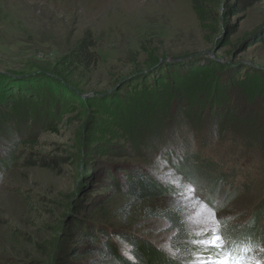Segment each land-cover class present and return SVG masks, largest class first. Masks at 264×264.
<instances>
[{
  "label": "rangeland",
  "instance_id": "rangeland-1",
  "mask_svg": "<svg viewBox=\"0 0 264 264\" xmlns=\"http://www.w3.org/2000/svg\"><path fill=\"white\" fill-rule=\"evenodd\" d=\"M230 6L241 9L234 14ZM201 12H209L210 19L201 20ZM86 34L96 42L98 63L82 75L66 72L64 60ZM183 84L189 93L213 86L219 101H232L237 92L255 93V98L242 103L244 110L235 107L230 119L221 107L216 116L209 99L207 107L206 102H190L186 109L177 104L163 111L174 93L185 94ZM10 95L20 98V109L28 106L22 98L38 100L42 116L49 115L53 124L39 126L37 110L28 119L34 137L17 144V164L0 175V264L76 260L81 243L74 221L88 222L91 206L104 198L117 229L141 232L168 250V223L150 212L180 211L194 233L203 227L201 221L211 227L210 213H215L229 234L248 228L255 232L254 254L264 256V175L240 187L236 199L221 209L196 192L191 203H181L174 192L190 183L182 181L165 155L159 152L153 161L132 138L151 127L172 130L175 123H189L191 130L217 126V119L218 126L262 120L264 0H0V106ZM229 151L218 146L215 153L216 159L225 156L229 170L243 162L258 169L257 163ZM34 158L58 166L25 165ZM130 167L154 171L168 194L141 202L108 193L104 179ZM238 178L237 187L245 182ZM81 260L93 263L95 258Z\"/></svg>",
  "mask_w": 264,
  "mask_h": 264
},
{
  "label": "trees",
  "instance_id": "trees-1",
  "mask_svg": "<svg viewBox=\"0 0 264 264\" xmlns=\"http://www.w3.org/2000/svg\"><path fill=\"white\" fill-rule=\"evenodd\" d=\"M230 7L234 9V14L241 9L237 6ZM208 13L201 12L199 18L203 21L210 19ZM211 18L216 19L215 16H211ZM95 47L96 42L89 34H86L64 60L68 63L65 71L69 72L71 70L82 75L86 71L93 70L99 61ZM212 63L214 65L215 62ZM66 72L63 74L65 75ZM216 84L219 87V83L216 82ZM183 85L185 94L174 93L175 97L167 102L163 111L178 106L177 104L186 109L190 102L205 105L206 100L209 99L211 104L208 103V108L217 111L216 116H219V107H221L224 111L223 115L230 119L236 115L235 107L237 108L240 105V109L244 110L245 106L242 103L247 98L251 100L255 98V93L244 94L239 92L238 95L236 91L237 93L233 95L234 99L232 101L227 98L219 101L215 99V97L219 98V93L217 90L213 92V86L211 89L208 88L207 92H204L202 87L189 93L188 89L190 87L186 84ZM197 92L200 94L197 95ZM10 96L11 98H6L7 105L5 107L0 106V146L3 145V149L0 148V175L17 164V144L25 141L30 142L29 140L34 137L28 119H33L37 110L41 112V116L44 112L43 106L38 108V100L22 98L21 95L28 106L25 109H20V106H18L20 98L16 99L14 96ZM17 100L18 102H16ZM229 101L232 105L228 103ZM7 107V111L2 110V108ZM230 108L233 110L228 112ZM247 114H250V112L243 116L245 117ZM217 121L219 122V119ZM218 122L216 123L217 126L215 124L205 127L204 125L194 126L195 130L191 129L192 131L189 130L191 126L189 123L185 126H182V123L179 125L175 123L174 128L171 127L172 130L167 126L164 128L163 126L159 128L151 127L146 135L136 132L132 138L135 147L140 152L148 153L149 157L154 158L159 152L165 155L164 158L167 159V162L172 167L174 166L183 177L182 181L186 184L189 182L190 187L195 190L196 194L205 202L211 204L213 208L221 209L225 207L226 203L236 199L240 193V187L247 184L254 185L259 177L264 175V166L260 165L259 169V163H262V161L264 163V115L258 123L254 121L249 123L248 126L234 124L218 126ZM52 124L48 115L45 118L42 116L39 126H51ZM180 126L184 128L180 129ZM179 138H181L180 141ZM218 146L219 148L230 149L228 155L234 153L238 159L251 160L252 164L257 163L258 169L254 166L248 167L246 162H243L241 168L234 166L232 171L229 170L228 160H225V156H221L220 159L215 158ZM254 153L257 155L253 157ZM153 161H156V159L154 158ZM25 165L28 167L45 165L55 169L54 167H57L58 163H44L34 158L28 159ZM110 175V180L105 181L104 179L103 181L107 182L105 187L108 188V193L125 194L129 198L141 202L162 198L168 194V188L155 176L154 171L146 172L144 169L134 170L130 167L121 170L118 174L113 173ZM240 175L244 177L245 182H239V187H237L236 182L240 179L238 178ZM223 193L226 195L227 200L224 199L223 202H219L218 198ZM109 202L107 198H104L100 203L91 206V215L87 218L89 219L88 222L75 219L73 227L75 233L79 236L81 245H79L78 251L73 256L76 260L65 259L63 264H186L192 260L193 257L188 250L196 251L195 246L190 242L195 240L196 236L193 235L192 228H190L189 223L180 211L165 209L162 212H150L152 216L162 218L168 223V229L171 231L169 245L172 251H170L157 240L141 232L132 233L131 231L128 233L120 228L117 229L113 213L106 208ZM235 232H231L230 235H236L234 237L238 242L254 244L255 236H253V233L255 232H251V229L248 228L241 233ZM88 240L90 242H87ZM87 256L95 258L93 263L81 260Z\"/></svg>",
  "mask_w": 264,
  "mask_h": 264
},
{
  "label": "snow or ice",
  "instance_id": "snow-or-ice-1",
  "mask_svg": "<svg viewBox=\"0 0 264 264\" xmlns=\"http://www.w3.org/2000/svg\"><path fill=\"white\" fill-rule=\"evenodd\" d=\"M163 166H166V162ZM169 183L177 184L175 181ZM174 195L179 197L181 203L184 200L191 203L195 197V190L191 187L184 190L177 187ZM210 220L211 227L207 226V220L201 221L203 227L193 234L196 239L191 243L196 246V251L188 250L193 257L189 264H264V256L254 254L255 249L250 243L232 239L215 213H210ZM260 252L264 253V248L260 249Z\"/></svg>",
  "mask_w": 264,
  "mask_h": 264
}]
</instances>
